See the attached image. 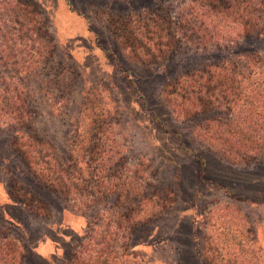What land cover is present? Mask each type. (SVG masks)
Returning a JSON list of instances; mask_svg holds the SVG:
<instances>
[{
    "label": "rangeland",
    "instance_id": "1",
    "mask_svg": "<svg viewBox=\"0 0 264 264\" xmlns=\"http://www.w3.org/2000/svg\"><path fill=\"white\" fill-rule=\"evenodd\" d=\"M186 1L130 0L127 4V0H0V13L4 6L15 7L19 10L15 13L31 19L28 32L26 28L21 31L27 33L24 40L29 45L41 44L46 27L62 49L57 51L56 61L42 68L38 80L42 93L48 91L49 99L40 95L32 98V107L37 111V115L32 113V122L19 129L0 130V154L11 155L0 162V205L11 207V217L29 234L36 254L50 260L53 254L66 255L77 242L72 232L81 234L88 220L100 217L95 208L81 212L76 201L87 199L94 190L100 195V183L104 181L85 178L87 152L75 163L70 151L74 149L75 134L81 129V102L88 91L101 89L107 120L118 123L107 126L105 136H116L127 157L106 174L124 169L133 175V171L134 179H122L134 181L137 199H148L144 208L159 205L157 209L152 207L150 217L140 222V238H134V249L143 263L219 264L228 258L245 264H264V151L253 154L257 159H250L249 164L238 163L234 155L210 146L202 129L207 119L221 116L219 109L184 117L177 106L180 98L168 99L163 92L181 75L220 62L231 50L195 48L199 45L197 39L178 28L176 37L187 36H182L181 42L186 45L181 50L167 51L164 58L143 57L126 50L125 34L118 29L128 14L135 16L132 13L156 7L160 15L168 10L176 22L173 15ZM25 2L31 6H24ZM5 12L10 19L5 27L15 35L19 25L13 21V14ZM6 21L0 20V24ZM174 22L167 26L163 22L162 31H173L177 25ZM170 41L174 43L173 39ZM17 49L20 52H15V56L19 57L21 52H32L20 46ZM243 49L249 52L252 45L245 43ZM188 57L193 58L190 63L185 61ZM62 92L66 93V100L56 102ZM21 133L33 135L50 147L41 144L46 166L55 169V173L64 169L78 176L74 183L81 188L79 193L75 188L71 194L52 190L47 176L50 172L45 166L30 172L23 156L9 151L15 136ZM103 166L107 167L106 162ZM83 184L94 186L93 191L89 188L87 192V185ZM13 194L24 196L31 206L25 207ZM114 198L103 197V201L111 205Z\"/></svg>",
    "mask_w": 264,
    "mask_h": 264
},
{
    "label": "trees",
    "instance_id": "2",
    "mask_svg": "<svg viewBox=\"0 0 264 264\" xmlns=\"http://www.w3.org/2000/svg\"><path fill=\"white\" fill-rule=\"evenodd\" d=\"M132 1L140 3L142 0ZM185 3L173 15L177 18L176 22L172 21L174 17L168 14V10L160 15L157 7L152 11L132 13L135 16L128 14L126 22L118 28L125 34L126 50L143 57L164 58L167 51L176 53L186 45L181 42L183 37L187 38L186 33L199 42L195 48L230 49L228 56L221 57L220 62L181 75L173 83L167 84L163 92L168 99L180 98L177 106L184 117L219 109L221 116L207 119L202 128L208 135V144L223 154L234 155L233 159L238 163L249 164L250 159H257L253 154L261 155L264 151V51H261L264 48V0H187ZM23 5L31 6L27 2ZM15 9L4 6L0 13V20H7L0 24V50L7 52L6 55L0 52V130L5 127L19 129L32 122V113L37 115L32 107V98L40 95L44 100L49 99L48 91L42 93L41 80H38L42 68L48 62L56 61L57 51L62 50L46 27L41 44L29 45L24 38L31 27V19L25 14L15 13L19 11ZM5 11L13 14V21L19 25L15 35L5 27L10 20ZM163 22L166 26L173 22L177 25L173 31L165 33L161 29ZM23 28H26L25 33L21 32ZM178 28L182 33L184 30L188 32L178 38ZM245 43L252 45L251 51L243 49ZM19 46L32 52H21V57L15 56ZM192 59L188 57L185 61L190 63ZM33 76L37 79H32ZM102 93L101 89H93L83 98L78 125L81 129L80 133L78 130L75 134L74 149L70 151L75 163H79L87 152L85 178L97 177L104 181L100 183V195L93 191L94 186L83 184L87 185V192L90 189L93 192L87 195V199L81 197L79 201L74 200L78 206L81 204L78 207L74 202L81 212L95 208L100 217L93 216L88 220L81 234L72 232L77 242L67 250L66 255L65 252L59 256L53 254L50 260L34 252V242L29 241V234L22 231L19 221L16 223V219L11 217V207L0 205V264H144L134 249V244H137L134 238H140V222L150 217L152 207L157 209L159 205L144 208L148 199H137L138 187L134 181H124L125 178L134 179L133 171V175L124 172V169H117L115 174H106L110 167L120 159L123 164L127 157L116 136H105L106 127L118 123L107 120L108 110L100 96ZM57 96L56 102L66 100L64 92ZM144 107L142 104L141 109ZM222 116L225 117L221 120ZM41 144L50 148L42 141L39 143L33 135L21 133L15 136L9 151L20 153L30 172L41 165L45 166L50 172L47 176L52 190L71 194L72 188H75L79 193L81 188L74 183L79 177L64 169H60V173L49 169ZM8 157L11 155L0 154V162H5ZM95 184L98 185L97 182ZM112 195L115 198L111 205L103 201V197ZM13 196L25 207L31 206L24 196ZM51 200L49 202L53 203ZM35 238L38 240L40 237ZM219 264L245 263L223 258Z\"/></svg>",
    "mask_w": 264,
    "mask_h": 264
}]
</instances>
